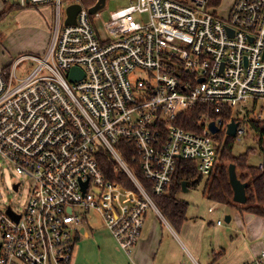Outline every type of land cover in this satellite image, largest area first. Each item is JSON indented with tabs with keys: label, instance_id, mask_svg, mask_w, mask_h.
<instances>
[{
	"label": "built area",
	"instance_id": "1",
	"mask_svg": "<svg viewBox=\"0 0 264 264\" xmlns=\"http://www.w3.org/2000/svg\"><path fill=\"white\" fill-rule=\"evenodd\" d=\"M13 3L49 8L54 20L44 55L0 66V180L5 160L33 179L22 212L0 210V264H70L78 226L92 211L131 253L147 210L160 209L123 151L162 195L178 160L211 174L213 136L228 134L232 120L237 137L250 120L264 121V0H234L227 16L216 10L221 0H136L111 12L104 38L92 21L98 10L81 0ZM74 3L81 4L76 23L66 24ZM23 62L32 68L20 75ZM73 67L84 75L72 80ZM246 103L252 107L237 117ZM196 109L198 131L178 123ZM103 152L136 190L106 177Z\"/></svg>",
	"mask_w": 264,
	"mask_h": 264
},
{
	"label": "crops",
	"instance_id": "2",
	"mask_svg": "<svg viewBox=\"0 0 264 264\" xmlns=\"http://www.w3.org/2000/svg\"><path fill=\"white\" fill-rule=\"evenodd\" d=\"M51 16L50 28L52 11ZM204 197L209 199L205 191ZM189 207L190 203L179 229L149 208L131 253L120 246L107 225H82L70 264H264V216L230 205V214L223 219L217 207L192 213Z\"/></svg>",
	"mask_w": 264,
	"mask_h": 264
},
{
	"label": "rangeland",
	"instance_id": "3",
	"mask_svg": "<svg viewBox=\"0 0 264 264\" xmlns=\"http://www.w3.org/2000/svg\"><path fill=\"white\" fill-rule=\"evenodd\" d=\"M15 1L18 0H0V14L6 11V16L0 19V66H5L11 63L15 58L21 54H36L42 56L47 51L53 36V26L50 28L49 23L52 19L50 9L36 8L33 6L25 7L19 6L12 8ZM136 0H106L103 7L98 9L99 15H92V21L95 29L98 31L100 37L107 36L105 23L109 21L111 12L128 6L131 2ZM234 0H221L216 6L217 12L222 16H227L229 8ZM91 7L90 3L85 4ZM94 5V4H93ZM54 20V16H53ZM32 68L30 62H23L19 67V74L24 75ZM133 78H136L134 76ZM252 107L251 104L246 103L242 107L237 108V117H245L248 110ZM252 118L253 115H250ZM264 118V114H263ZM245 132L237 137L234 154L240 155L245 153L249 148L253 150L250 153L249 163L253 165L262 166L263 157L260 151L259 139L255 130L249 124L244 125ZM220 135V132L217 133ZM225 138L219 139L218 135L213 136V141L216 147L223 143ZM2 180H0V210H5L7 206H12L15 210L23 211L26 207L27 201L30 196L33 179L30 176L22 175L17 172L14 165L5 160L1 165ZM238 175L240 169L237 168ZM240 177V176H239ZM208 176L203 175V178L196 185L193 181H189L187 187L191 188L190 191H185L182 188L178 193V197L187 200L190 203L189 212H196L197 209H205L208 211L209 206L217 207L216 212L223 215L230 214V205H223V203L215 202L210 198L204 197V188ZM20 181L21 185L18 190L14 188V183ZM189 185V186H188ZM121 191H119L120 193ZM121 194V193H120ZM233 202L239 205H246L238 203L232 199ZM219 205L215 206V205ZM152 208V207H151ZM87 222H83L78 226V235H80V228L82 225H90L98 228L106 226L103 218L96 211L90 213ZM160 214L163 215L160 211ZM165 217V216H163ZM226 220V219H225ZM72 234L74 230L72 229Z\"/></svg>",
	"mask_w": 264,
	"mask_h": 264
},
{
	"label": "trees",
	"instance_id": "4",
	"mask_svg": "<svg viewBox=\"0 0 264 264\" xmlns=\"http://www.w3.org/2000/svg\"><path fill=\"white\" fill-rule=\"evenodd\" d=\"M81 1L84 4L88 2L90 5H93L97 0ZM16 7H19V5L14 4L12 6V8ZM6 11L4 10L0 14V19L7 15ZM199 115L200 109L188 110L180 115L178 123L188 130L198 131ZM231 115V113H223L226 120H229ZM249 125L255 130L259 139L260 151L263 157L262 166L259 167V165L249 163V155L253 150L252 148H249L245 153H241L240 155L234 154L233 150L237 136H231L225 132H221L220 135L216 134L220 140L222 138L225 139L217 147L218 159L211 174L208 176L204 191L215 202L235 205L242 210L264 216V121L252 119L249 121ZM124 144L121 147L127 148V144ZM122 153L128 160L130 168L152 196L163 216L176 229H179L181 224L187 219V208L189 206L186 200L178 197V193L183 188V182L187 181L188 184L189 181H193V184L196 185L203 178V174L200 172L196 162L185 159L178 160L171 184L162 195H157L152 190V182L142 173L139 162L131 160L127 152L123 151ZM231 163H234L236 168L240 169V178L249 183L246 205H239L232 201L233 188L229 178V165ZM100 165L106 177L116 185H122L133 190L137 189L125 170L120 166H116V163L104 152L100 158Z\"/></svg>",
	"mask_w": 264,
	"mask_h": 264
},
{
	"label": "water",
	"instance_id": "5",
	"mask_svg": "<svg viewBox=\"0 0 264 264\" xmlns=\"http://www.w3.org/2000/svg\"><path fill=\"white\" fill-rule=\"evenodd\" d=\"M106 0H97L96 3L94 5H92L90 7V12H95L96 10H98L99 8L103 7L105 4ZM81 9V4L79 3H74L71 4L67 7L66 12H67V19L65 20L66 24H73L76 23V18H77V14L79 12V10ZM84 75L83 71L80 70V68L78 67H73L72 71H71V79L72 80H76L77 78H80ZM238 126V122L232 120L229 124H228V129H227V133L231 136H236V129ZM210 128L212 130V132L217 133L219 131V127L216 125V123L214 121L211 122L210 124ZM229 178H230V182L233 188V200L238 202V203H243L245 204L248 200V196H247V188L249 183L247 181H243L238 173H237V168L236 165L234 163H231L229 165ZM87 182L84 183V188L86 187ZM183 188L187 189V181L183 182ZM8 212L14 216L15 213H13V211L11 210V208L8 209ZM18 218V216H16ZM227 221L230 220V216L227 215L225 218Z\"/></svg>",
	"mask_w": 264,
	"mask_h": 264
}]
</instances>
